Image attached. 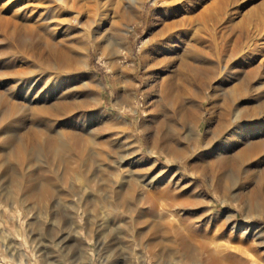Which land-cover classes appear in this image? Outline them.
I'll use <instances>...</instances> for the list:
<instances>
[{
  "label": "bare ground",
  "instance_id": "6f19581e",
  "mask_svg": "<svg viewBox=\"0 0 264 264\" xmlns=\"http://www.w3.org/2000/svg\"><path fill=\"white\" fill-rule=\"evenodd\" d=\"M244 2L245 0H129L125 8L130 10L129 22L113 27L107 15L100 12L98 0H0L2 41H8L14 52L20 55L22 63L38 70L40 77H63L62 75L77 68L79 60L85 64L92 52L102 59L114 79L122 84V101H119L116 119H120L123 126H127L125 113L137 110L135 93L133 94V82L129 78L126 59H121L114 53L112 42L117 37L127 40L130 30L141 24L147 3L155 7L160 14L156 33L144 40L140 47L144 59L151 58L149 73L154 81L153 85L150 84V90L155 100L148 113H151L149 124L154 129L148 134V152L151 158L154 154L165 155L170 162L188 158L190 167H185L184 171L178 167L166 171L160 169L159 176L162 177L158 179L154 174L159 168L153 162L149 163L152 169L147 170L145 175H138V179L143 183L149 181L147 189L158 187L157 194L151 193L147 197L150 210L158 215L163 213L164 219L161 220L168 222L165 224L166 228L174 237L168 243L176 245L191 262L202 256L199 259L203 260L202 264H249V261L260 264L245 247L233 244L223 238L221 233L209 236L205 231L200 234L184 223L182 198L175 194L182 191L183 195H190L192 184L194 187L197 184L196 177H202L208 179L212 188L221 192L227 190L229 195L242 201L251 212L264 215V129L262 132L254 130L256 126L264 124V43L258 44L264 37H261L264 12L257 11L247 16L239 14L241 17L235 20L232 18L234 11ZM241 59L244 63H241ZM36 75L38 74L34 76ZM19 76V73L14 74L9 81L17 85L23 80ZM62 98L64 100L65 96ZM38 99L29 101L30 106L39 104ZM50 101L47 98L43 105L30 108L38 115L55 117L66 111L71 104H50ZM16 103L0 93L1 121L18 114L16 111L19 106ZM205 103L209 104L207 109ZM74 112L69 111L71 114ZM204 116L207 117L206 130L204 134H199L198 128ZM229 117L234 118L232 126L221 133ZM60 133L61 139L58 140L55 137H45V134L43 136V131L29 129L24 133V140L15 143L9 156L16 164L24 163L30 151V142L36 140L41 143L42 148L53 153L54 157L59 154H65L66 157L68 154L70 160L78 159L90 165L93 155L105 161L104 147L107 145L111 149L122 140H119L118 133L110 129L98 133L90 131L87 135L67 130ZM216 133L223 134L221 145L212 146L210 135L214 136ZM229 134L234 137L233 141L225 139ZM136 144L135 148L138 150L133 154H142L139 139L135 140ZM96 146L98 150L90 153ZM133 171H129L128 183L123 187L126 196L133 195L136 189V185H133L136 182ZM171 171L173 175L169 178ZM230 176L242 181V186L239 185L238 189L229 186L232 181ZM185 178L190 184L187 190H184L185 186L182 187ZM46 190L45 186L41 187L38 195H43ZM124 203L120 201L119 206L124 207ZM134 208L137 207L134 205ZM142 217L144 214L139 215L134 220L135 223ZM208 219L212 223L216 222V216ZM252 224L248 223L242 232L245 242H255L254 239L259 236V232L252 233ZM148 227L143 228L142 232L134 228L131 238L146 239L152 231ZM225 227L226 225L222 228L218 226L220 231ZM144 231L145 235L142 234ZM157 240L147 238L141 249L155 247L159 242ZM3 249L13 251L0 242L1 252ZM20 257L22 258L21 255Z\"/></svg>",
  "mask_w": 264,
  "mask_h": 264
},
{
  "label": "rangeland",
  "instance_id": "374dc122",
  "mask_svg": "<svg viewBox=\"0 0 264 264\" xmlns=\"http://www.w3.org/2000/svg\"><path fill=\"white\" fill-rule=\"evenodd\" d=\"M128 1L98 0L99 9L102 14L107 15L113 27H119L129 22L130 10L125 9ZM261 9L264 10V0H245L236 12L234 11L232 18L236 20L257 11L263 13ZM159 21L160 14L153 5L147 3L141 24L130 30L127 40L117 37L112 42L114 53L119 58L126 59L129 78L133 82V94L135 93L137 110L125 113L127 126H123V122L116 119L122 101V84L114 79V75L96 54L92 52L85 64L79 60L77 68L62 75L63 77L52 75L45 79L40 77L38 70H32L23 64L12 45L8 41L3 42L0 37V93L7 95L19 106L16 111L18 114H15L14 118L0 120V242L13 249H3L2 252L0 250V264H202L203 260H199L202 256H198L194 262L188 261L182 250L168 243V240L174 239L171 231L166 228L165 224L168 222L162 221L163 213L158 215L151 212L147 199L149 194H157L159 189H147L149 181L143 183L138 179V175L147 173L153 162L155 167L159 168L158 171L154 169V175L158 176V179L162 177L159 176L162 169L166 171L178 167L184 171L185 167H190L188 158L170 162L165 155L154 154L151 158L148 152V134L154 129L149 124L151 113L148 114L152 108L151 103L155 100L150 90L154 81L149 73L151 70L148 64L151 58L147 57L145 60L140 53V47L144 40L156 33ZM261 34L263 37L264 30ZM263 43L264 37L258 44ZM241 63H244V60L241 59ZM17 73L23 80L16 85L9 79ZM35 74L38 75L34 76ZM36 98H39L40 103L37 105L40 106L47 98L51 100L50 104H71L66 111L55 117L41 116L30 108L37 106L29 104V101ZM208 105L205 103L206 109ZM69 109L75 112L71 114ZM1 110L0 108V115ZM233 120L231 117L226 120L227 126L225 125L221 133L232 126ZM206 121L207 117L204 116L198 128L199 134H204ZM32 128L43 131L45 137H55L58 140L61 139L59 135L62 130L87 135L90 131L98 133L110 129L118 133L122 143L119 141L120 145L117 143L111 149L106 145L105 161L92 154V163L87 165L78 159L70 160L68 154L66 157L65 154L54 157L53 153L46 151L41 143L34 140L30 142V151L24 163L16 164L9 153L15 143L24 140V133ZM263 129L264 124L254 128L258 132ZM221 133L210 135L212 146L221 145ZM138 139L142 144V154L134 155L133 152L138 150L135 148V140ZM225 139L233 141L234 137L229 134ZM97 147H93L95 150H90V153L97 151ZM124 161L127 163L124 164ZM129 171L136 175V182L133 184L136 189L133 195L126 196L124 188L129 180ZM172 175L171 171L169 178ZM230 179L232 181L229 186L234 189L242 186V181L236 177L233 179L230 176ZM186 181L185 178L182 183L184 190L190 185ZM196 183L195 187L192 184L190 195H183L182 191L175 193L182 198L181 203L185 209L182 215L184 223L198 230L200 234L205 231L209 236L221 233L223 238L233 244L242 245L253 259L264 264V215L251 212L242 201H237L229 195L227 190L221 192L212 188L206 178L196 177ZM43 186L47 189L46 193L39 196L38 192ZM196 193L201 195L196 196ZM120 201L125 202L124 207L119 206ZM164 202L169 204L167 200ZM134 205L137 208H134ZM143 214L144 217L135 223L134 220ZM212 216H216L214 223L208 219ZM248 223H253L252 233L259 232L255 242H245L246 239L242 236ZM223 225L226 227L220 231L219 228ZM145 227L152 230L150 236L144 240L143 236L140 237L142 240L131 238L135 230L142 232ZM144 233L146 231L142 234ZM147 238L162 242H158L155 247H143L142 250L141 246ZM249 264H252L251 261Z\"/></svg>",
  "mask_w": 264,
  "mask_h": 264
}]
</instances>
